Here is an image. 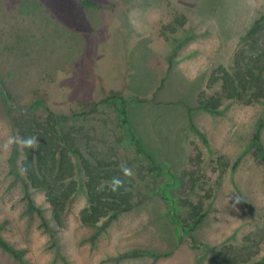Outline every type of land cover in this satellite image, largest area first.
<instances>
[{"label": "rangeland", "instance_id": "rangeland-1", "mask_svg": "<svg viewBox=\"0 0 264 264\" xmlns=\"http://www.w3.org/2000/svg\"><path fill=\"white\" fill-rule=\"evenodd\" d=\"M94 1L101 5L88 8L79 0H0L2 235L16 248L26 249L27 264H264V158L259 149L261 144L264 148V131L262 143L254 141L264 105L227 101L218 114L198 106L199 93L213 69L232 63L242 37L264 14V0ZM177 13L188 18L186 25L175 34H165L163 25ZM191 33L196 37L181 47L170 68L175 39ZM38 89L46 92L57 112L89 111L75 124L85 126L91 142L105 156L131 169L134 196L145 197L95 241L91 237L96 228L80 220L87 205L83 190L59 226L45 192L32 188L54 236L38 214L28 212L24 184L14 167L23 159L22 146L3 147L10 136H16L14 103H31ZM111 90L149 99L129 102L128 115L156 166L167 165L178 178L189 157L197 149L202 153L207 183L188 196L196 200L197 193L206 189L212 196L206 201L203 222L184 238L168 213L171 205L182 217L189 213L176 204L177 181L170 183L167 175L154 177L149 172L139 180L138 159L114 102L91 110ZM37 112L46 114L42 108ZM143 168L146 173L147 165ZM133 249L162 256L119 258ZM0 264L20 263L0 248Z\"/></svg>", "mask_w": 264, "mask_h": 264}, {"label": "trees", "instance_id": "trees-1", "mask_svg": "<svg viewBox=\"0 0 264 264\" xmlns=\"http://www.w3.org/2000/svg\"><path fill=\"white\" fill-rule=\"evenodd\" d=\"M84 7H99L100 2L94 0H79ZM188 18L183 14H176L174 19L163 25L165 34H175L179 28L186 25ZM193 33L176 38L168 57L169 67L176 64V56L181 47L195 38ZM218 89H216V87ZM216 89V90H215ZM210 90H214L213 93ZM8 101L13 105L15 101L6 93ZM149 99L141 96H124L118 91H109L99 102L92 104L91 110L105 102H114L119 114L121 127L129 139L135 153V160L139 163L137 177L146 178L147 172L152 176L163 173L168 176L170 183L177 181V205L187 207L186 217L177 214L175 205L169 207L168 213L172 217L180 236L194 230L206 217L205 205L212 196L208 189L205 193H197V199L192 200L189 193L207 183L206 175L202 170V153L196 150L189 157L188 165L182 170L178 178L173 175L165 164L156 166L153 158L147 154L140 138L132 130L128 115L129 102H147ZM240 101L245 104L262 103L264 105V14L256 18L242 37L241 42L231 64L221 63L211 72L206 87L199 93V108L213 114L221 112L225 102ZM17 115L13 124L16 136L21 138L36 137L37 143L33 148L22 147L23 159L20 164L15 162L17 176L24 184L28 212L38 214L42 226L52 232L44 209L36 204L32 196V188L42 190L51 206V216L55 223L62 226L75 197L83 190L87 197V205L80 211L82 224L96 228L91 237L95 241L118 216L141 204L145 197L136 199L134 196L133 181L124 175L118 159L105 156L97 145L91 142L90 134L85 126L76 125L77 119L83 120L89 113L83 109L79 112H57L49 104L48 95L43 90H36L29 104L14 103ZM38 108L46 114H38ZM193 110L192 107L189 108ZM264 131V110L260 117L254 141L261 142ZM260 145V144H259ZM262 145V144H261ZM260 145V154L264 158V148ZM147 165L143 173V165ZM20 167V168H18ZM144 169V168H143ZM145 172V171H144ZM113 178L122 181V186L112 191ZM162 190V189H161ZM166 192V191H165ZM164 196H167L165 194ZM4 224L0 223V248L9 253L20 264H27L26 249L16 248L4 238L1 231ZM152 255L158 260L162 255L149 249H133L120 255L123 257H139Z\"/></svg>", "mask_w": 264, "mask_h": 264}, {"label": "clouds", "instance_id": "clouds-1", "mask_svg": "<svg viewBox=\"0 0 264 264\" xmlns=\"http://www.w3.org/2000/svg\"><path fill=\"white\" fill-rule=\"evenodd\" d=\"M37 143L36 137H27V138H21L18 136H10L4 143L3 147L6 150H11L15 145H20L24 148H33V146ZM123 173L126 176H131L132 171L131 169L124 167ZM112 191H117L122 186V181L118 178H113L111 182ZM236 202L239 203V198H236Z\"/></svg>", "mask_w": 264, "mask_h": 264}]
</instances>
